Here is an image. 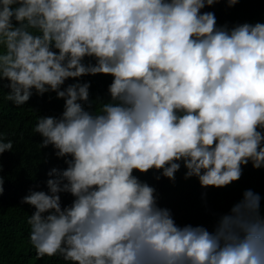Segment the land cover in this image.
Returning <instances> with one entry per match:
<instances>
[{"label": "clouds", "instance_id": "obj_1", "mask_svg": "<svg viewBox=\"0 0 264 264\" xmlns=\"http://www.w3.org/2000/svg\"><path fill=\"white\" fill-rule=\"evenodd\" d=\"M220 3L241 0H0V90L17 107L34 94L64 101L33 131L66 167L21 200L35 209L27 223L38 258L264 264L259 193L213 213L211 229L179 225L135 174L175 185L183 165L184 180L207 190L240 181L249 163L264 168V23L218 25L202 10ZM97 75L112 77L99 108L83 81ZM13 148L0 132V159Z\"/></svg>", "mask_w": 264, "mask_h": 264}, {"label": "trees", "instance_id": "obj_2", "mask_svg": "<svg viewBox=\"0 0 264 264\" xmlns=\"http://www.w3.org/2000/svg\"><path fill=\"white\" fill-rule=\"evenodd\" d=\"M202 11L214 12L218 25L228 24L231 27L244 22L264 23V0H241L233 8L220 3ZM89 80L92 85L91 99H101L95 101V106L99 108L106 102L112 77L97 75L83 78V81ZM74 82L70 79L66 83ZM8 92L10 89L6 87L0 90V132H3L5 141H13L14 152H5L0 159L3 165L0 174L4 177V194L0 197V264H70L61 256L37 257L30 243V225L27 223L35 209L21 204L22 198L30 190L48 191L47 172L52 167H66L63 160L55 156L51 147H40L42 137L33 131L40 116H59L63 111L64 101L56 99L55 93H46L43 97L34 94L27 104L17 107L7 100ZM185 171L182 165L176 174L175 185L163 177L157 181L155 175L159 173H135L142 181L156 187L160 206L171 209L179 225L203 224L211 229L215 220L213 213L228 211L247 189L260 194L261 208L264 211V168L257 170L249 163L244 167L240 181L227 188L207 190L201 188L196 178L184 180ZM72 199L70 194H62L64 205L70 204Z\"/></svg>", "mask_w": 264, "mask_h": 264}]
</instances>
